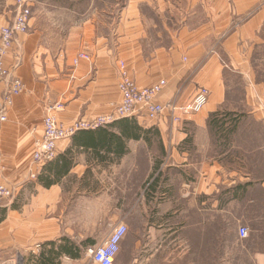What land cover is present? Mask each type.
Segmentation results:
<instances>
[{"label": "crops", "instance_id": "1", "mask_svg": "<svg viewBox=\"0 0 264 264\" xmlns=\"http://www.w3.org/2000/svg\"><path fill=\"white\" fill-rule=\"evenodd\" d=\"M32 2L29 32L5 57L13 69L20 53L25 89L0 122V184L18 187L0 206L4 264H22L18 251L35 264L62 238L94 246L121 221L128 232L113 264H264V0H128L103 17L83 0L40 14ZM14 14V0H0V30ZM80 53L90 58L75 63ZM120 60L140 87L167 81L159 102L184 104L205 86L208 103L180 123L127 118L139 138L112 124L78 131L35 167L48 106L62 104V124L110 113L122 98ZM230 74L243 81L236 100ZM220 110L244 114L226 151L208 127Z\"/></svg>", "mask_w": 264, "mask_h": 264}, {"label": "built area", "instance_id": "2", "mask_svg": "<svg viewBox=\"0 0 264 264\" xmlns=\"http://www.w3.org/2000/svg\"><path fill=\"white\" fill-rule=\"evenodd\" d=\"M15 14L13 19L0 30V122L7 120L10 107L13 105L14 97L22 93L25 84L14 71L21 65L20 53L15 52V67L13 69L6 65L5 57L14 48L17 38L26 34L30 29L32 17V0H14ZM86 53H80L75 59H89ZM118 69V88L121 92V101L117 103L108 114L98 116L91 120L79 119L71 124L60 123L54 112L62 108V104L48 106L44 118V135L37 142L33 153V161L37 168L53 161L57 156L58 143L74 136L78 131L96 129L107 126L115 121L140 117L143 120L158 121L168 119L180 123L183 116H189L200 111L210 97V90L205 86H199L196 94L191 100L184 104L177 101L159 102L157 100L167 84L165 79L149 87H140L130 76L124 60H120ZM31 178L36 179V172L31 173ZM18 187L13 185L0 186V206L5 200H12L17 196ZM128 232V226L121 221L115 225L108 236L99 244L87 248V255L93 264H113ZM249 229L245 226L239 228L241 239L247 238ZM0 264H4L2 250L0 249Z\"/></svg>", "mask_w": 264, "mask_h": 264}, {"label": "trees", "instance_id": "3", "mask_svg": "<svg viewBox=\"0 0 264 264\" xmlns=\"http://www.w3.org/2000/svg\"><path fill=\"white\" fill-rule=\"evenodd\" d=\"M243 115L244 114L227 110H220L210 114L208 127L216 133L219 150L226 151L228 141L230 140L232 133L240 126ZM112 126L122 130L127 137L134 138H139L140 131L142 130L134 120H129L127 118L113 122ZM96 129H103V126ZM120 142L121 138H118V146ZM118 150H120L119 147ZM40 180L43 182L45 179L43 176H40ZM49 183L50 181H44L45 185H48ZM86 245L87 244L85 243L84 246ZM61 255H67L70 258H79L81 256V247L70 238H62L60 242H47L44 244V249L41 253L34 258L35 264H58V259Z\"/></svg>", "mask_w": 264, "mask_h": 264}, {"label": "rangeland", "instance_id": "4", "mask_svg": "<svg viewBox=\"0 0 264 264\" xmlns=\"http://www.w3.org/2000/svg\"><path fill=\"white\" fill-rule=\"evenodd\" d=\"M39 1H41V3H40V7L41 8H37V11H38V14H40V12H44V11H48L49 13H54L56 10H55V8H52L51 7V5L53 4L54 5V7L55 6H57L56 5V3H62L61 1H68V3H70V2H73V4H72V6L73 7H75L76 5H75V3H76V0H39ZM128 0H83V2H84V4H85V6L86 7H91L92 8V10H94V11H98V12H100L101 13V15H102V17L103 16H106V13L107 12H109L110 10H109V8L110 9H112V12H113V8H112V6H114V7H116V9H117V12L119 11V9L120 8H122L125 4H126V2H127ZM84 6V7H85ZM57 11H59V10H57ZM104 11V12H103ZM65 12H67V11H65ZM116 16V15H115ZM263 49V54H264V47L262 48ZM126 63V62H125ZM127 65V64H126ZM127 69H128V72H129V74H130V76L135 80V78H134V76H133V74H132V71L130 70V68L127 66ZM231 75V74H230ZM260 77H263L264 78V72L260 75ZM230 80L232 81V85L234 86V87H237V90H236V92H234V99L236 100L238 97H240L241 96V94H242V85H243V81L241 80V78L240 77H238L237 76V74H232L231 75V77H230ZM136 81V80H135ZM137 83V82H136ZM119 89V88H118ZM120 91V90H119ZM121 93V92H120ZM116 105V104H115ZM114 105V106H115ZM108 114V113H107ZM146 121V120H145ZM43 126H44V123H43ZM43 135H44V132H43ZM43 137V136H42ZM41 137V138H42ZM40 138V139H41ZM39 139V140H40ZM38 140V141H39ZM37 141V142H38ZM37 142H36V144H35V148H34V150H33V153H34V151H35V149H36V145H37ZM32 160H33V154H32ZM33 165L36 167V165H35V163H34V161H33ZM32 172H36V171H32ZM31 172V173H32ZM31 173H30V175H31ZM36 174H37V172H36ZM8 186V184H0V186ZM16 198V197H15ZM15 198L14 199H12V200H5L4 202H3V204H9L10 202H12L13 200H15ZM104 235H105V233L104 232H102L101 234H99L98 235V239L96 240V243L95 244H99V243H101L102 242V240H103V237H104ZM18 255H19V259H20V262L22 263V264H26L27 263V261H26V256L25 255H23L21 252H19L18 251ZM32 254L30 255V259H32ZM84 257V263L83 264H93L92 262H90V258L88 257V255H87V246L85 247H81V257ZM58 264H60V261H58Z\"/></svg>", "mask_w": 264, "mask_h": 264}]
</instances>
